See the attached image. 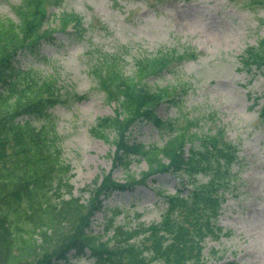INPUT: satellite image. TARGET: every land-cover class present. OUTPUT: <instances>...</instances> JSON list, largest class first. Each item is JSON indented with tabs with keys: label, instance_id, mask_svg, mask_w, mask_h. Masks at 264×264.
<instances>
[{
	"label": "rangeland",
	"instance_id": "1",
	"mask_svg": "<svg viewBox=\"0 0 264 264\" xmlns=\"http://www.w3.org/2000/svg\"><path fill=\"white\" fill-rule=\"evenodd\" d=\"M21 2L0 0V16L17 22L14 7ZM45 9L49 16L74 13L82 24L77 31L71 26L67 32H55V43L43 44L37 55L18 57L22 70L58 79L62 103L51 114L62 161L71 167L65 178L60 171L53 175L54 185L58 177L71 185L70 190H61L63 199L72 196L84 203L105 176L111 175L119 184L127 179V173L114 165L113 144L90 131L99 118L113 116L116 109L106 102L92 76L99 55H114L125 74L132 75L142 58L176 53L178 61L145 81L152 90L167 84L179 87L175 103L162 101L158 115L172 122L171 129L189 125V131L215 137L219 145L231 143L236 149L231 167L233 191L225 195L217 220L221 231L215 238H205L202 256L207 264H264V68L248 70L240 65L244 51L264 38V4L250 0H62L60 7L46 5ZM58 25V20H50L51 28ZM33 123L40 127L45 121ZM174 130L160 131L140 123L131 129V137L161 146ZM146 170L144 161H133L129 173L139 178ZM207 180V176L196 178L200 185ZM190 188L182 176L158 174L131 192L115 191L103 201L102 209L119 211L114 224H140L144 229L159 223L164 211L165 203L155 191L173 195ZM52 200L58 202L54 195ZM105 214L100 210L92 216L94 231H101ZM171 218L180 219L181 213H171ZM71 263L92 264V259Z\"/></svg>",
	"mask_w": 264,
	"mask_h": 264
},
{
	"label": "trees",
	"instance_id": "2",
	"mask_svg": "<svg viewBox=\"0 0 264 264\" xmlns=\"http://www.w3.org/2000/svg\"><path fill=\"white\" fill-rule=\"evenodd\" d=\"M46 5L58 8L62 0H22L14 7L17 22L0 16V264H73L71 260L83 257L92 259V264H207L203 243L221 231L217 220L225 195L233 191L236 149L189 131V125L171 129L172 122L158 115L162 101L175 103L179 87L167 84L152 90L145 81L178 61L176 53L144 57L132 75L125 74L114 55H99L92 76L106 102L116 109L113 116L99 118L90 131L113 144L114 165L127 173V179L119 184L105 176L84 203L72 196L63 199L61 190H70L71 185L62 178L71 167L62 161L51 114L62 103L58 79L22 70L18 57L37 55L43 44L55 43V32H67L71 26L77 31L82 24L74 13L49 16ZM50 20L59 25L51 28ZM240 65L248 70L264 68V38L244 51ZM38 120L45 123L37 127L33 121ZM140 123L174 134L161 146L137 142L131 129ZM133 161L146 163L139 178L129 173ZM59 171L62 178L54 185L53 175ZM165 173L184 177L191 188L173 195L155 191L165 203L159 223L144 229L140 224L125 227L113 223L119 214L116 208L102 209L115 191L131 192L136 185L145 186L151 176ZM198 176H207V182L198 184ZM100 210L106 214L96 232L92 216ZM176 211L180 219L171 218Z\"/></svg>",
	"mask_w": 264,
	"mask_h": 264
}]
</instances>
